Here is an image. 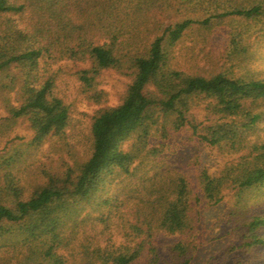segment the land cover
<instances>
[{
  "label": "trees",
  "instance_id": "16d2710c",
  "mask_svg": "<svg viewBox=\"0 0 264 264\" xmlns=\"http://www.w3.org/2000/svg\"><path fill=\"white\" fill-rule=\"evenodd\" d=\"M221 29L230 66H179L176 52L204 50ZM254 44L264 0H0V264H191L202 211L264 185V140L249 137L264 121V79L234 71ZM105 71L127 83L88 115L87 157L22 176L28 150L72 130L62 74L96 97ZM19 124L29 141L11 137ZM182 132L244 152L190 174L163 162ZM262 228L255 214L236 226L228 264H264ZM158 235L182 238L163 247Z\"/></svg>",
  "mask_w": 264,
  "mask_h": 264
},
{
  "label": "rangeland",
  "instance_id": "374dc122",
  "mask_svg": "<svg viewBox=\"0 0 264 264\" xmlns=\"http://www.w3.org/2000/svg\"><path fill=\"white\" fill-rule=\"evenodd\" d=\"M221 30V33H216L210 37V42L204 50H195L188 54L176 52L179 66L185 68L194 66L193 68L196 70L212 73L219 71L222 65L224 67L230 66L232 62H224L227 53L226 30ZM260 48L259 45L254 44L245 62H235L242 64L234 68L236 74H245L247 79H264V47ZM62 80L66 82L65 85H62V91L67 96L66 99L75 105V112L72 115V130H68L62 141H57L58 138L51 137L37 150H28L25 154V163L27 164L28 160V164L20 170L22 176L34 171V167L41 163L48 166L54 165L60 169L64 163L85 159L90 150L88 115L101 105L116 104L127 83L125 76L112 71H105L101 74V83L97 88L100 92L96 97H94V92L87 94L86 98L85 95L79 94V83L76 79L62 74ZM256 131L258 132L250 134V140L253 141L257 138V141H263L264 121L259 122ZM14 135L19 137L16 140L18 143L27 142L31 137L30 132L25 129V124L14 127L11 137ZM188 137L189 133L182 132L170 141V147L163 159L166 165L181 171L191 172L190 174L193 173L194 169L203 166H209L210 170L213 171L229 160V157L234 158L244 152L243 148L238 153L232 152L231 155L219 153L216 150H205L199 145L195 146L193 141L188 142ZM5 141V138L0 137V150L6 146ZM249 143L247 137L244 144ZM21 181L24 184V178H21ZM232 200L227 197L221 203L202 211L197 227V239H195L196 251L191 264H228L230 262L229 255L226 257H222V255L224 256L225 250L230 247L231 240L237 239L235 236L236 226L241 222L244 223L253 214L264 215V185L260 189L245 195L238 204H236L235 199ZM259 233L264 236V228ZM181 238V236L158 235L155 241L159 246L165 247ZM224 259L227 262H223Z\"/></svg>",
  "mask_w": 264,
  "mask_h": 264
}]
</instances>
